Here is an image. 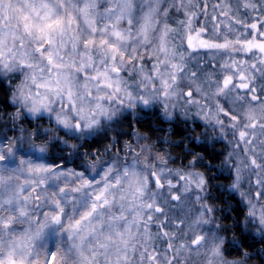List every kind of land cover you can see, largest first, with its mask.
Listing matches in <instances>:
<instances>
[{
    "label": "clouds",
    "instance_id": "obj_1",
    "mask_svg": "<svg viewBox=\"0 0 264 264\" xmlns=\"http://www.w3.org/2000/svg\"><path fill=\"white\" fill-rule=\"evenodd\" d=\"M130 4L118 51L81 46L91 63L52 68L22 29L4 47L0 255L23 238L27 264H264V53L242 43L264 0Z\"/></svg>",
    "mask_w": 264,
    "mask_h": 264
},
{
    "label": "snow or ice",
    "instance_id": "obj_2",
    "mask_svg": "<svg viewBox=\"0 0 264 264\" xmlns=\"http://www.w3.org/2000/svg\"><path fill=\"white\" fill-rule=\"evenodd\" d=\"M219 6V5H217ZM207 9V5H203ZM132 8L130 0H109V4L102 5L99 0H17L10 10H0V55L3 54V49L9 40L14 43H19L21 48H24L22 39L18 40V31L22 29L23 33L32 37L36 41L35 51L38 52L43 59L52 68L64 67L62 61L68 50L71 49L74 53L81 56L82 61L89 63L93 62L94 58L88 52H81V46L84 49L90 50L95 47L104 48L116 52L117 45L112 43L109 37L125 39L126 36L120 28V24L127 20L131 23ZM226 15V13H221ZM219 19V16L215 17ZM103 21V22H102ZM86 26L88 35L83 37L80 32L81 23ZM251 31L255 32L253 39L242 41L245 47L249 50H259L264 53V21L257 20L249 25ZM199 43L201 46L207 47L208 41L199 37V32L189 36V44L193 47ZM225 47L226 45H218ZM27 55V52L24 53ZM115 59V56H113ZM75 67V62H73ZM84 63L81 67H85ZM114 71H119V68H114ZM85 75H88L85 72ZM106 75L103 72H97L94 79H99L100 76ZM245 76L241 73V80ZM232 82V78L228 77L225 84ZM109 86L111 84L108 81ZM240 88L248 89V83H241ZM258 99V97H253ZM2 159V157H0ZM46 170L42 166L37 168V171ZM90 183L85 181V184ZM35 191V189H34ZM106 189L95 194V201L102 202L101 204L93 203L91 211L75 221V226H79L83 220L90 218L98 207H102L109 203L105 199ZM59 203V202H57ZM64 209L60 208V213ZM157 211L162 209L157 208ZM56 220L61 218L60 214L54 217ZM2 243V242H0ZM104 247V245H101ZM26 241L21 238L20 241L14 242L6 255H0V264H27V261L21 256L17 259V248L21 251L26 249ZM157 253L147 255L149 260H156ZM127 259V257H124ZM144 257H141L143 259ZM45 264H57V252L50 250V254L46 257Z\"/></svg>",
    "mask_w": 264,
    "mask_h": 264
}]
</instances>
